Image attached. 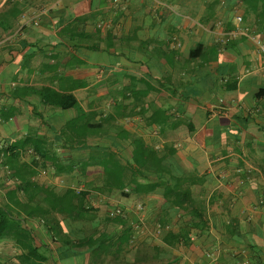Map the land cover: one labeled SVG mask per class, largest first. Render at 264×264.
Listing matches in <instances>:
<instances>
[{
	"label": "crops",
	"instance_id": "0c3cea01",
	"mask_svg": "<svg viewBox=\"0 0 264 264\" xmlns=\"http://www.w3.org/2000/svg\"><path fill=\"white\" fill-rule=\"evenodd\" d=\"M81 5L37 0L0 35V204L45 210L49 193H94L101 176L84 168L88 156L111 147L130 164L141 140L165 157L160 169L188 179L190 204L172 206L153 168L132 164L155 188L93 196L125 211V227L103 226L107 207L79 222L107 235L101 246L66 250L46 240L42 221L16 216L45 239L46 264H264V15L244 0H93L103 19L86 21L88 36L54 35L53 23ZM51 56L56 72L41 71ZM56 82L68 108L37 94ZM54 216L60 231L64 216ZM15 252L0 241V264H16Z\"/></svg>",
	"mask_w": 264,
	"mask_h": 264
},
{
	"label": "trees",
	"instance_id": "16d2710c",
	"mask_svg": "<svg viewBox=\"0 0 264 264\" xmlns=\"http://www.w3.org/2000/svg\"><path fill=\"white\" fill-rule=\"evenodd\" d=\"M91 1L93 0H81V9L74 10L72 7V13L69 19L66 16L63 20L53 23L51 31L53 30L56 36H67L70 40L75 38H83L88 36L83 33V26L86 21L94 20L98 16L103 19L101 13H96L91 10ZM244 3L249 7L257 11L259 17L264 15V0H244ZM37 0H5L0 4V35L7 33L15 28L17 22L23 20L27 16V11L32 6L38 8ZM259 8V9H258ZM84 15H87L86 17ZM53 28V29H52ZM101 28V26H100ZM93 27V31L97 33L103 32L105 37L110 40V30L100 29ZM106 43V49L118 52L110 41ZM94 51L99 50V47L94 45L92 47ZM92 49H89L92 51ZM54 57L51 56L48 60L49 66L41 64V71L49 67V70L56 72L57 66L55 65ZM114 62L110 60V63ZM60 84L56 82L54 85L42 86L37 94L44 100L49 106H55L59 108H68L70 103V97L66 96V91L60 89ZM122 100H127V92L122 93ZM68 145L71 143L82 144V141H67ZM132 155L131 162L127 164V159L116 155L111 151V147L105 148L97 154L89 155L85 161L84 168L93 165L97 166L101 176V185L98 188H94V193L88 190L76 191L75 189H67L61 196H55L49 193L45 203L48 207L44 208L40 205H31L29 203H8L0 204V241H10L15 249L14 260L16 264H46L49 257V252L43 248V239L40 243V238L35 237L31 230L26 229L23 226L25 220H19L16 216L23 215L29 219H38L43 222L46 228L45 238L53 243H58L63 246L64 249L73 247H84L93 249L96 246H101L103 241L107 239V235H99L94 237L93 233L97 232V229L93 228L86 234V229L80 228V221L91 222L95 215L101 210L107 207L105 211L106 217L103 226L112 223L120 227H125L124 209L120 207L113 208V214L110 215V204L108 202H101L100 205H96L93 202V196L101 195L106 197H113L115 193L118 196L127 197L130 193L127 190H131L135 195L140 192H146L153 190L154 185H142L138 182L137 176L141 175L139 170H131V165L137 167L153 168L152 174L154 178H161L164 183L162 185L163 196L172 197L171 205L179 210L188 204L189 192L187 187L182 188L186 183L187 178L174 177L167 171L160 169L161 164L165 163V157H158L157 152L152 147L148 146L141 140L132 141ZM173 154V152H172ZM171 154V156H172ZM146 176V175H145ZM12 192L9 193L10 198ZM190 204V203H189ZM119 212L116 213V209ZM63 214V228L58 231L59 225H56L54 215ZM50 215L48 219L47 216ZM51 216L53 219H51ZM78 223V224H77ZM77 224V225H76ZM93 232V233H92ZM127 242V236L121 234L118 239V246H122ZM67 247V248H66ZM65 251V250H64ZM74 251H67L66 254L70 255ZM60 255L58 251L57 256ZM55 264V262H53Z\"/></svg>",
	"mask_w": 264,
	"mask_h": 264
},
{
	"label": "built area",
	"instance_id": "2783aa9c",
	"mask_svg": "<svg viewBox=\"0 0 264 264\" xmlns=\"http://www.w3.org/2000/svg\"><path fill=\"white\" fill-rule=\"evenodd\" d=\"M118 212H119V209L117 208V209H116V213H118ZM109 214L112 215L113 212H110Z\"/></svg>",
	"mask_w": 264,
	"mask_h": 264
},
{
	"label": "rangeland",
	"instance_id": "374dc122",
	"mask_svg": "<svg viewBox=\"0 0 264 264\" xmlns=\"http://www.w3.org/2000/svg\"><path fill=\"white\" fill-rule=\"evenodd\" d=\"M5 0H0V4H2Z\"/></svg>",
	"mask_w": 264,
	"mask_h": 264
}]
</instances>
